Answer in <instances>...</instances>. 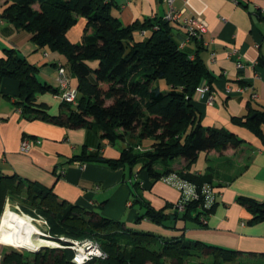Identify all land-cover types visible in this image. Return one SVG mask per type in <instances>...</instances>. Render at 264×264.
<instances>
[{
  "label": "trees",
  "instance_id": "trees-1",
  "mask_svg": "<svg viewBox=\"0 0 264 264\" xmlns=\"http://www.w3.org/2000/svg\"><path fill=\"white\" fill-rule=\"evenodd\" d=\"M115 6L114 0H7L1 17L28 31L39 47L65 57L68 70L77 79L78 95L77 105L61 101L60 112L50 114L48 106L37 98L46 92L57 95L58 86L41 81L37 65L15 49L5 48L0 57V96H10L1 90L2 80H16L18 92L13 104L22 116L68 127L95 126L101 139L111 145L118 139L126 144L114 158L96 149L83 150L75 160L130 170L139 165L153 180L176 173L198 188L204 183L217 187L212 174L192 173L188 165L200 152L236 149L243 139L224 127L201 122L193 95L200 83L205 81L211 87L212 81L199 53L202 47L198 44L194 52L179 48L183 30L163 15L124 25L112 13ZM79 16L86 20L83 36L80 42H72L66 32ZM259 63L264 59L259 58ZM229 117L264 143V107L251 108L242 115L230 113ZM177 157L187 161L186 167L174 170L168 166V161ZM157 162L163 164L162 169L155 168ZM7 199L17 201L24 213L43 217L49 237L64 246L68 243L60 236L95 240L106 257L82 264H246L252 258L256 264H264V252L190 241L183 235L168 238L127 227L124 221L104 215L102 205L87 208L73 204L51 188L0 168V217ZM238 201L251 213L249 223L264 221V199L240 195ZM202 202V197L188 201L183 212L174 207L170 216L146 205L135 220L147 218L172 228L179 214L198 220L200 215L208 217L215 204L205 210ZM170 217L173 222L166 223ZM25 253H5L0 264H76L67 246ZM29 254L33 256L30 261L26 260Z\"/></svg>",
  "mask_w": 264,
  "mask_h": 264
},
{
  "label": "crops",
  "instance_id": "crops-1",
  "mask_svg": "<svg viewBox=\"0 0 264 264\" xmlns=\"http://www.w3.org/2000/svg\"><path fill=\"white\" fill-rule=\"evenodd\" d=\"M6 2L0 0V57L5 48L15 49L37 65L38 78L53 87L58 86L56 63L64 64L70 86L76 87L77 79L68 70L63 55L39 47L30 39L28 31L1 17ZM114 2L117 6L112 13L124 25L146 17H160L165 11L162 0ZM174 5L177 9L184 7L187 13L207 22V31L201 38L185 46L190 52L196 51L198 44L202 47L199 53L212 75V103L207 102L208 93L193 95L202 124L224 127L243 139V144L236 149L200 152L188 165L192 173L212 174L217 184V201L206 223L193 217H179L180 214L174 222L171 217L165 221L173 222L172 228L147 218L136 221V214L144 212L146 205L170 216L180 200L179 190L161 179H151L139 165L130 170L90 161L78 167L74 157L83 150L99 149L105 157L114 158L121 148L101 139L95 126L68 127L22 116L13 104L18 83L7 78L1 82V90L11 96H6L8 106L0 103V168L5 173H16L51 188L73 204L87 208L102 205L104 215L122 220L133 229L168 238L183 235L190 241L236 250L264 252V221L249 223L251 213L238 201L240 195L264 199V143L246 127L231 122L229 117L230 113L242 115L251 108L264 107V63H259V58L264 59V0H175ZM85 23V18L79 16L67 30V38L80 42ZM238 59L244 64L241 69L236 67ZM38 99L48 106L50 114L60 112L61 101L57 95L46 92ZM23 138L30 141L26 152L20 151ZM168 164L179 170L186 167L187 161L177 157ZM154 166L160 170L163 164L157 162Z\"/></svg>",
  "mask_w": 264,
  "mask_h": 264
},
{
  "label": "built area",
  "instance_id": "built-area-1",
  "mask_svg": "<svg viewBox=\"0 0 264 264\" xmlns=\"http://www.w3.org/2000/svg\"><path fill=\"white\" fill-rule=\"evenodd\" d=\"M162 2L165 5L163 18L178 23L180 28L183 30V36L179 41V48H184L187 43L193 40L194 37L200 38L202 34L207 31V22L202 17L187 13L184 7L177 9L174 5L175 0H162ZM232 52L234 53L236 50L234 49ZM211 55L214 56V53H211ZM236 67L238 69L244 67L243 62L240 59L236 61ZM56 80L58 82L59 89L57 96L59 97L60 101L70 103L73 106L77 105V89L76 87L70 86V78L67 69L60 63L57 67ZM194 93L201 96L208 93L207 102L211 104L213 101V92L211 91L210 85L205 81L196 87ZM29 148L30 141L28 138H23L20 143V151L26 152L29 150ZM74 163L78 167L85 166V162L79 160H75ZM161 180L173 185L179 190L180 200L175 203L174 207L180 212L185 210V204L188 201L198 200L201 197L203 198L201 207L205 210L210 209L217 201L218 191L215 185L204 183L198 188L196 184L176 173L166 175L162 177ZM20 212L23 215L26 214L25 216L29 217L31 222L33 221L34 224L37 223V225H39V220L35 216L24 213L22 210H20ZM199 221L201 223H206L207 217L205 215H200ZM43 222H45L47 225L45 220ZM44 236H46V234ZM63 240L67 241L68 245L66 246L72 250L73 254L71 261L76 264H82L92 258L106 257L105 252L102 251L99 244L93 239L66 238Z\"/></svg>",
  "mask_w": 264,
  "mask_h": 264
},
{
  "label": "bare ground",
  "instance_id": "bare-ground-1",
  "mask_svg": "<svg viewBox=\"0 0 264 264\" xmlns=\"http://www.w3.org/2000/svg\"><path fill=\"white\" fill-rule=\"evenodd\" d=\"M44 235L29 217L16 213L8 206L4 209L0 221V242L29 250L44 245H60L58 241L48 239Z\"/></svg>",
  "mask_w": 264,
  "mask_h": 264
},
{
  "label": "rangeland",
  "instance_id": "rangeland-1",
  "mask_svg": "<svg viewBox=\"0 0 264 264\" xmlns=\"http://www.w3.org/2000/svg\"><path fill=\"white\" fill-rule=\"evenodd\" d=\"M93 65H95V63H96V61H92L91 62ZM11 96V95H10ZM39 100V99H38ZM40 101V100H39ZM0 103H1V105L3 104V105H5V106H8L10 103H9V100H8V98L6 97V96H0ZM125 142L123 141V140H120V139H118L117 141H116V143H115V146L117 147V148H123V147H125ZM140 150V149H139ZM9 207L11 210H13V211H15L16 213H18V214H21V215H23L21 212H20V210H22L21 209V205L17 202V201H14V200H10V199H7L6 200V202H5V206H4V209L6 208V207ZM19 207V208H18ZM4 209H3V211H4ZM2 214H3V212H2ZM26 215V214H25ZM24 215V216H25ZM2 216V215H1ZM38 220H39V225H37V223H35V225H37L38 226V228L43 232V233H45L46 234V238H48V239H51V240H54V239H52L51 237H49V234H47V227H46V224H45V222H43L45 219L43 218V217H40V216H35ZM0 221H1V218H0ZM33 222V221H32ZM34 223V222H33ZM60 238H63V239H66V237L65 236H60ZM56 241V240H55ZM4 242H2V243H0V262H1V259H2V257H3V254H5V253H10V252H12L13 250H16V251H18V252H24L25 253V251H28L29 249H26V248H21V247H15V246H12V245H8V244H6V243H4ZM60 245H62L61 243H59ZM59 245V246H60ZM45 247H57V246H48V245H44V246H39L38 248H36L34 251H39V250H42L43 248H45ZM62 247H66V246H64V245H62ZM31 249V248H30ZM26 254V253H25ZM33 258V256L32 255H28V257L26 258V260H28V261H30L31 259ZM246 264H256V260L254 259L253 260V258L252 259H247L246 260Z\"/></svg>",
  "mask_w": 264,
  "mask_h": 264
},
{
  "label": "water",
  "instance_id": "water-1",
  "mask_svg": "<svg viewBox=\"0 0 264 264\" xmlns=\"http://www.w3.org/2000/svg\"><path fill=\"white\" fill-rule=\"evenodd\" d=\"M179 217H182V215L180 214ZM1 218V217H0Z\"/></svg>",
  "mask_w": 264,
  "mask_h": 264
},
{
  "label": "clouds",
  "instance_id": "clouds-1",
  "mask_svg": "<svg viewBox=\"0 0 264 264\" xmlns=\"http://www.w3.org/2000/svg\"><path fill=\"white\" fill-rule=\"evenodd\" d=\"M57 247H62V246H57Z\"/></svg>",
  "mask_w": 264,
  "mask_h": 264
}]
</instances>
